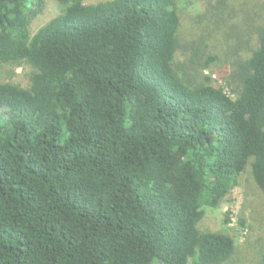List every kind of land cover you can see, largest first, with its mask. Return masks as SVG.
Segmentation results:
<instances>
[{"label":"trees","instance_id":"16d2710c","mask_svg":"<svg viewBox=\"0 0 264 264\" xmlns=\"http://www.w3.org/2000/svg\"><path fill=\"white\" fill-rule=\"evenodd\" d=\"M54 1L33 34L46 0H0V264L234 261L202 225L242 178L264 197V12Z\"/></svg>","mask_w":264,"mask_h":264},{"label":"rangeland","instance_id":"374dc122","mask_svg":"<svg viewBox=\"0 0 264 264\" xmlns=\"http://www.w3.org/2000/svg\"><path fill=\"white\" fill-rule=\"evenodd\" d=\"M108 0H89L88 3L96 4ZM212 0H192L188 10L189 15L195 16L207 11L209 2ZM216 0H213L215 2ZM245 0H230V3L237 7ZM253 5L256 4L264 12V0H250ZM248 1V2H250ZM60 14V8L54 0H46L45 10L33 23L32 33H36L41 27L47 24L51 19ZM261 18L254 17L255 25L261 24ZM13 81L24 88L29 86L28 75L31 68L24 66L15 70ZM10 70L0 74V81L8 79ZM240 186L232 190L227 202L223 203L216 210H208L203 222V229L212 231L229 230L236 236V243L239 251L234 261L229 264H258L259 253L264 248V197L255 189V187L246 185L242 178ZM230 217V223L226 222V217ZM246 219V226L239 225V218Z\"/></svg>","mask_w":264,"mask_h":264}]
</instances>
